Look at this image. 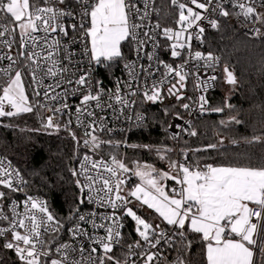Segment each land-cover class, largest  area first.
Wrapping results in <instances>:
<instances>
[{"label":"snow or ice","instance_id":"1","mask_svg":"<svg viewBox=\"0 0 264 264\" xmlns=\"http://www.w3.org/2000/svg\"><path fill=\"white\" fill-rule=\"evenodd\" d=\"M170 3L178 12L175 20L178 29L162 28L159 22L155 25L145 23L151 15L150 8L158 14V10L152 8L151 0H143V10L139 0H44L43 6L30 0H0V14L12 24L10 28L8 23H0V38L10 37L0 39V44L9 49L8 53L0 55V61H8L6 67L0 68V80L4 81L0 84V118L18 117L42 109L49 113L40 115L37 112L43 130L59 132L63 129L76 142L77 148L82 143L88 150L80 159L79 169H70L80 193L67 216L71 226L66 231L73 242L59 243L55 248L56 258H52L49 243L65 230L64 222L50 209L47 201L31 195H26L22 202L12 199L9 194L24 192L28 182L11 161L0 158V221H6L8 225L0 227V238L5 240L2 247L12 250L21 264H136L131 259L133 256L140 257V264H160L167 260L160 247L162 243L177 252L176 259L168 264H187L180 254L192 246L186 232L198 234L203 242L206 264H264V234L260 231L264 224V164L207 163L201 166L199 162L190 163L187 152H183L184 162H178L168 159L167 153L171 149L150 145L143 147L155 151L161 160H168V171L139 161L129 167L114 154L110 156V162L102 156L95 159L89 155V152L99 153L105 145L119 146V142L114 144L97 134L111 131L105 116L99 113L111 110L117 119V112L131 119L126 110L136 101L130 97L142 95L145 101L163 102L166 82L170 85L166 89L167 96L181 102L186 99L182 90L190 76L201 93L216 86L215 82L220 78L216 70L221 57L211 51L193 53L190 41L195 30L196 39L203 43L204 21L211 28L219 29V18L233 14L225 3L238 9L235 15L243 18L241 22L264 26V11L258 10V7L264 9V0H170ZM69 20L72 22L68 23ZM144 28L148 30L143 31ZM250 31L255 38H264L261 27H253ZM161 32L167 41H171L168 51L173 61L181 59L180 64L168 63L156 54L160 47L156 37ZM125 42L132 46L135 60L126 59L122 51ZM14 43L19 45L17 57L10 54ZM77 44L82 45L79 53L73 48ZM148 44L152 45L153 51L144 52L148 61L145 66L139 61ZM185 49H188L187 59H184ZM77 56L83 59H77ZM120 61H124L123 69L128 78H118L114 90L105 88L103 81L96 78L95 66L111 72ZM161 65L164 73L157 80L155 75ZM25 76L30 77L35 103L29 100ZM48 78L54 83L45 84ZM223 78L233 87L238 83L227 65L223 67ZM57 89L62 91L57 92ZM41 95L43 102L39 99ZM69 95L79 96V103L75 105V125L83 129L82 140L72 128ZM198 100L201 113L209 110L205 95L201 94ZM180 106L190 109L189 103ZM226 107L232 106L226 104ZM210 110L219 113L224 108ZM65 114L68 119L61 123ZM164 114L169 115L167 108ZM177 118L182 119L179 113ZM135 119L139 125L145 117L136 113ZM229 122L241 123L235 116ZM0 126L11 127L2 123ZM176 127L181 132L186 131L182 125ZM188 134L196 136L197 131L192 129ZM252 141L264 142V136H254ZM216 148L217 144L210 143L204 149L194 151ZM129 173L140 182L122 195L126 183L124 174ZM167 180L175 181L179 187L167 189ZM130 198L141 207L154 210L163 222L173 226L171 234L159 224L149 223L138 215L128 206L132 203ZM7 201H10V215L5 211ZM85 203L111 209V213H84L82 206ZM20 207L22 211L18 210ZM118 211L123 215H117ZM124 216L135 222V232L140 239L133 243L123 239L121 221ZM84 225H90L91 232ZM101 230L102 235L99 234ZM175 237H179L178 242ZM125 245L127 252L121 259L115 255V249Z\"/></svg>","mask_w":264,"mask_h":264},{"label":"trees","instance_id":"2","mask_svg":"<svg viewBox=\"0 0 264 264\" xmlns=\"http://www.w3.org/2000/svg\"><path fill=\"white\" fill-rule=\"evenodd\" d=\"M162 7L166 20L164 24H169L172 18H175L176 11L169 5V0H164ZM220 22L219 29L205 33L202 52L211 51L219 54L222 58V72L224 65H227L237 78L238 83L233 87L226 84L222 76L215 90L209 94L210 109L222 107L224 111L218 113L209 109L208 112L193 118L187 135L181 137L177 153L167 126L173 114L183 113L180 106L182 101L177 102L174 97H169L164 92L163 102L152 103L145 100L140 102V110L145 114L143 124L113 137H101L104 140H112L114 144L119 142L118 147L105 145L101 151H107L110 156L116 155L129 167L133 166L134 161H139L151 164L161 171H168V160H161L155 151H149L143 145L171 149L167 156L173 161H177L178 155L187 152L190 162H199L201 165L264 164V142L252 141L254 136H264V38L245 35L231 16L221 17ZM261 31L264 33V26L261 27ZM130 48L127 42L122 45L125 57L130 55ZM122 63L123 61H120L115 65L111 72L102 66H95L96 77L105 83H111L116 76L121 75ZM24 79L29 100L35 103L29 77L25 76ZM187 91L189 92V87ZM226 104L232 107H226ZM165 108L169 112L167 116L164 114ZM37 112L42 115L38 109L34 113L18 117L0 118L3 125H11L0 126V154L20 169L28 182L27 191L42 195L50 209L64 222L66 229L69 225L67 221L69 208L76 203L80 195L74 183L76 178L72 176L70 169H77L78 160L87 149L82 143L77 148L76 142L63 129L59 132L52 129L43 130ZM232 116L241 123L229 122ZM221 121L225 123L221 124ZM36 129L39 131H35ZM192 129L197 131L196 136L188 134ZM76 134L80 137L77 132ZM221 140L222 144L219 143ZM210 143L217 144V148L194 151L204 149ZM132 145L140 147H131ZM165 183L168 189L175 181L167 180ZM85 206L84 204L82 209ZM133 207L141 217L152 224L169 227L154 212L144 210L139 204H134ZM123 222V239L128 243L140 239L135 232V222L127 216H124ZM186 235L192 246L190 250L180 253L184 260L187 264H206L203 242L198 234L186 232ZM176 241H179V237ZM2 245L0 242V264H21L13 251L4 249ZM121 253L115 252V255L121 258ZM163 255L167 257V260L163 261L168 264L176 259L177 252L166 248Z\"/></svg>","mask_w":264,"mask_h":264},{"label":"built area","instance_id":"3","mask_svg":"<svg viewBox=\"0 0 264 264\" xmlns=\"http://www.w3.org/2000/svg\"><path fill=\"white\" fill-rule=\"evenodd\" d=\"M32 2H38L41 6H43V4H44V0H32ZM163 2H164V0H151L152 8L157 9L158 10V14H157L156 11H152V9L150 8L149 11L151 12V15H150L149 19L147 21H145V23L146 24L155 25L157 22H159L161 24V27L162 28L163 27H173V28H177L178 29V25L175 24V20L178 18V12L171 5L170 0H169V5L173 9H175L176 16H175V18H172V20H171V22L169 24H164V21H166V20L164 18V14H163V7H162L163 6ZM143 6H144L143 5V0H139V7L142 10H143ZM257 6H258V4H257ZM225 7L228 8L233 13L231 15V17L240 26L242 32L245 35H247L249 37H254L252 35V33H251L250 30L253 27H262L259 24L253 25L249 21L241 22L243 20V18L242 17L237 18V16L235 15V12L238 11V9H232L231 8V5L229 3H225ZM258 10L264 11V9H259V7H258ZM213 18H216V17L213 16ZM219 19H221V17ZM67 22L68 23H71L72 21L69 20ZM0 23H8V26L10 28L12 27V25H11L10 22L5 21L2 18V14H0ZM203 26H205L206 32L209 31V30H213V28H211L210 26H208L207 21H204L203 22ZM147 30H148V28H144L143 29V31H147ZM9 38L10 37L8 35H6L5 37L0 38V39H9ZM16 40L17 41L19 40V36L18 35L16 36ZM156 40H157V42H158V44L160 46L159 48L156 49V54L159 56V58L161 60H164V61H166L168 63H174V64H180L182 62L181 59H176L175 61H173V58L171 57L170 52L168 51V45L171 43V41H167L164 38L162 32H161V34H159L156 37ZM190 45H191V51L193 53L195 51H201L202 52V45H203V43L201 42V40L196 39V37H195V30H193V39L190 41ZM18 47H19L18 43H14L12 45V49H11L10 54L13 55L14 57H17ZM130 47L132 48V46H130ZM73 48H74V50L77 53H79L80 50H81V48H82V45L77 44V45H74ZM131 48H130V51H131L130 52V55H128V57H126V59L129 60V61L136 59L135 52L132 51ZM152 51H153L152 45L151 44H148L147 47L144 49V51L141 52L142 59H140L139 63L140 64H144L145 66H147L148 61H147L146 57H144V52H152ZM8 52H9V49L7 47H5L4 45L0 44V55H4L5 53H8ZM187 54H188V49H185L184 59H187ZM215 55L220 56L219 54H215ZM77 59H83V58L80 57V56H77ZM221 61H222V58L220 60V66L216 70V74L220 77L215 82L216 83V86L218 84V81L223 76V72H222V68H221ZM86 63L87 62L85 61V65H86ZM123 63H124V61H123ZM123 63H122V73H121V75L116 76L111 83H105L102 80L105 88L114 90L115 89V84H116V81H117L118 78L120 80H125V79L128 78L127 77V72L123 69ZM192 63H195V61H193ZM7 64H8V61L7 60L0 61V68L6 67ZM189 67H191V64L189 65ZM201 71L203 72L204 70L202 69ZM163 73H164V69H163V67L161 65L160 66V69H159V72H156L155 78L157 80H159L162 77V74ZM168 79L171 80L172 78L169 77ZM29 80H30V77H29ZM2 83H4V81L3 80H0V84H2ZM48 83H54V81L51 78H48V79H46L45 84H48ZM149 83H151V80H149ZM194 83H195V81H194L193 77L190 76L189 79H188V81H187L186 88L184 90H182L184 96L186 97V99L183 100L182 103H189L190 104V109L189 110H185V109H183L181 107L183 109V113L182 114H179V115H180V117H182V119H178L177 118V114H173L172 117L170 118V121H169L168 126H167V129H168V131L170 133V136H171L172 143L174 144L177 153H179V144H180L181 137L187 135V132H188V130L190 128L192 119L209 111V110H207V111H205L203 113L200 112L198 97L201 94L205 95L206 96V99L208 100L207 108L210 109L209 94L212 91H214L215 88H216V86H215L214 88L209 89L208 92L201 93L199 90H197L194 87ZM169 86L170 85L167 82L163 85L164 92L167 93L166 89ZM187 87H189V92L187 91ZM56 91L57 92H60V91H62V89H57ZM32 93H33V86H32ZM188 97H190V99H187ZM33 98H34V101H35L36 98L34 96H33ZM39 99L41 100V102H43V96L42 95H41V97ZM130 99H133V100L136 101V104L131 109L126 110V114L128 116H130L131 119H126L125 116L120 115L119 112H117V114H116L117 116H119V119H117V118H115L113 116V113H112L111 110H106L103 113H99L100 115L105 116L107 128L108 129H111L110 132L109 131H105V132H102V133L101 132H98L97 134L100 137H113V136H115L117 134H120V133L128 130L129 128L136 127V126H139V125H141V124L144 123L145 119H144V121L142 123H140L138 125L137 122H136V119H135L136 113H142L144 115V117H145V114L143 113V111L140 110V102L142 100H144L143 99V96L142 95H138L136 97H130ZM67 102L72 106V108H71L72 118H73L72 128H73L74 131H76L80 135L81 140H82L83 139V129L77 128L76 125H75V105H77L79 103V96L78 95L77 96H71V95H69L67 97ZM55 106L58 107L59 105H55ZM40 110L42 112V115H48L49 114V113L44 112V110H42V109H40ZM67 119H68V115L65 114L61 118V123H63ZM189 122H190V124H189ZM176 125H182L183 128L186 129V131L181 132L180 129L176 127ZM177 133H179V135L177 136V138L173 139V136L176 135ZM83 154L81 155V157L78 160L77 170L79 169L80 159H82ZM89 155H92L93 158H95V159H100V157L102 156L106 161H109L110 162V155H109V153L107 151H100L99 153H96V154H93V153L89 152ZM0 158H6L5 159V162L10 161L7 157H5V156H3L1 154H0ZM177 161L178 162H184V155H178ZM190 163H192V162H190ZM193 164H195V163H193ZM12 165L14 167H16L17 169H19L15 164L12 163ZM201 166H203V165H201ZM124 175H125V179H126L125 185H131L132 182H133V179H135V176L134 175H131V173L124 174ZM24 179L26 180L25 177H24ZM27 187H28V185H27ZM27 187H26V189H25L24 192H20V193H10L9 195L11 196L12 199H15V200L20 201V202H22L26 198V195H31V196H33L35 198H38L40 200L45 201V198L42 195H40L38 193H35V192H28L27 191ZM173 187H179V186L176 185L175 183H173V184H171L168 187V189H171ZM5 204H6L5 211L10 215L11 214L10 213V206H9L10 205V201L5 202ZM85 205H86L85 208L82 209V211L84 213H87L89 211H97V212H101V213L107 211L109 214L111 213V209L98 208L97 205H95V204H87V203H85ZM18 210H21L22 211V207L18 208ZM117 215H123V213L118 211L117 212ZM121 222L124 225L123 220ZM253 222H256L255 221V218H253ZM263 225L264 224H261V227H260L261 233L263 231ZM7 226L8 225H7V222L6 221H0V227H7ZM70 226L71 225L69 224L67 227H70ZM67 227H66V229H67ZM84 227H86L89 230V232H91V226L90 225H84ZM172 227L173 226H169V227L164 226V227H160V228L163 229V230H165L169 234H171ZM66 229L63 230L61 232V234L54 241H50V243H49V247L51 248L52 258H56L55 248H56V246H58L59 243H62V242H73V241H71V238H70L69 234L67 233ZM121 231H122V234H123V228H122ZM99 234L102 235L103 234V231L101 230V232ZM8 239H10V235H9ZM46 239H47V237H46ZM175 239H177V237H175ZM0 242L4 243L5 242L4 238H0ZM85 246L87 247V244ZM160 247H161V250L163 251V254H164V251L166 250V248H169L167 246V244H163V243L161 244ZM136 251H140V249H136ZM153 251H155V250H153ZM115 252L117 254H120V252H122L121 253L122 254L121 259H124L125 258V254L127 252V246L125 245L124 247H117L115 249ZM131 259L132 260H135L136 261V264H140V257L139 256H133V257H131ZM153 264H155V262H153ZM160 264H165V262L162 260L160 262Z\"/></svg>","mask_w":264,"mask_h":264},{"label":"rangeland","instance_id":"4","mask_svg":"<svg viewBox=\"0 0 264 264\" xmlns=\"http://www.w3.org/2000/svg\"><path fill=\"white\" fill-rule=\"evenodd\" d=\"M30 2H32V0H30ZM12 25V24H11ZM17 35H18V29H17ZM141 163V162H140ZM141 164H144V163H141ZM155 167V166H154ZM157 169H159V168H157ZM160 170V169H159ZM140 181H139V178H137V177H135V180H134V182H133V184H131V185H124L123 186V195H125L128 191H130L137 183H139ZM132 201H133V204L132 205H128V206H130V207H133V205H134V203L135 204H137L138 202L137 201H135L134 200V198H130ZM146 207V206H145ZM147 208V207H146ZM133 209L135 210V208L133 207ZM150 210V209H149ZM136 211V210H135ZM152 212H154L155 213V211L154 210H151ZM138 214V213H137ZM157 216H158V214L157 213H155ZM139 215V214H138ZM159 217V216H158ZM143 218V217H142ZM145 219V218H144ZM147 220V219H146ZM148 221V220H147ZM149 223H151L150 221H148ZM164 223H166V222H164Z\"/></svg>","mask_w":264,"mask_h":264},{"label":"crops","instance_id":"5","mask_svg":"<svg viewBox=\"0 0 264 264\" xmlns=\"http://www.w3.org/2000/svg\"><path fill=\"white\" fill-rule=\"evenodd\" d=\"M122 195H123V193H122ZM132 203H133V201H132ZM135 204V203H134ZM137 204H139V202L137 203ZM141 207V206H140ZM142 208H144V210H149V209H147L145 206H143ZM149 211H151V210H149ZM160 225V224H159ZM160 227H164V226H162V225H160Z\"/></svg>","mask_w":264,"mask_h":264}]
</instances>
